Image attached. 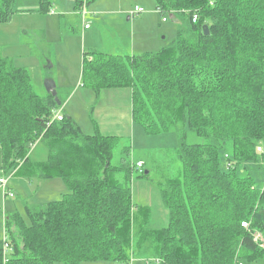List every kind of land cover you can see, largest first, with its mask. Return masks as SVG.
<instances>
[{"label":"trees","instance_id":"16d2710c","mask_svg":"<svg viewBox=\"0 0 264 264\" xmlns=\"http://www.w3.org/2000/svg\"><path fill=\"white\" fill-rule=\"evenodd\" d=\"M37 1L38 12L51 11L53 0ZM154 1L161 17H176L175 37L154 52L83 51L81 83L95 103L104 89H129L135 124L176 134L181 170L159 190L167 223L148 226L149 206L133 202L131 147L112 164L120 137L97 126L84 133L63 113L58 92L37 94L27 69L0 55V169L61 179L68 188L60 199L25 202L26 218L1 210L10 249L4 262L0 239V264L264 260L253 238H264V151L257 150L264 141V0ZM15 2L0 0V24L11 20ZM57 110L61 120H53ZM187 129L203 141L188 143ZM143 167L138 177L148 178Z\"/></svg>","mask_w":264,"mask_h":264},{"label":"rangeland","instance_id":"374dc122","mask_svg":"<svg viewBox=\"0 0 264 264\" xmlns=\"http://www.w3.org/2000/svg\"><path fill=\"white\" fill-rule=\"evenodd\" d=\"M62 0H55L53 2L51 11L48 13L38 12L37 0H16L14 3L15 13L8 23L0 24V55L7 57L11 62L18 67H24L27 69L30 75L31 84L34 91L39 95H45L47 92L46 85L44 84V75L49 72L51 77H54L57 83L64 85L66 83H72L74 81L77 72V65L80 63V57L82 51L89 52L93 39L97 38L99 41L100 50L110 54L125 55L129 53L130 47L133 46L136 49L135 54L142 53L147 49L146 47H153L146 45L142 47L139 45L146 44L147 39L151 33H147V37L143 35L142 29L139 26V19L146 17L149 14H154L155 18L152 20V26L155 28L158 26L160 31V40L158 41L162 45H166L176 35V17H169L167 22L162 21V17L157 13L155 9L154 0H136L135 2L140 4L145 12L135 18V24L137 29L134 30L130 27L128 34H130L131 40L129 42L126 39L122 28L119 26L121 22L111 23L107 21L92 23L91 30L88 35H85L84 31H81L82 19L79 14L77 19L70 17L62 19L60 14L66 13L67 8L61 4ZM64 1V0H63ZM109 2L112 7L126 9L130 5H133L134 0H95L96 5ZM66 2V1H65ZM102 2V3H101ZM68 4V3H67ZM92 4V3H91ZM69 6V5H68ZM67 6V7H68ZM88 7V6H87ZM114 10V9H112ZM100 11V10H99ZM100 12H97L99 19H104ZM106 17H108L106 15ZM140 17V18H139ZM126 18V16H124ZM86 19L88 14H86ZM143 21L149 24V18H144ZM141 22V21H140ZM90 34V35H89ZM153 38L150 35L151 39ZM142 40V41H141ZM104 49V50H102ZM150 49V48H149ZM155 51V50H150ZM53 62V67L46 70V66L50 65V61ZM80 73V72H79ZM67 87H71L68 85ZM102 92V91H101ZM72 93L60 90L58 97L63 101V105L70 99ZM79 93L73 96L71 104L76 103L75 110L73 111L70 105V110L76 113L78 118L85 120L84 126L91 133L94 130V126L97 125L98 131L106 135H116L120 137V142L116 146L112 158V164H116L121 156V151L127 147H131V158L136 160L137 158H143L145 161V170H149L148 178L138 177L140 172L136 171L133 175V179L130 183L132 199L135 204L148 205L151 211L148 226H163L167 223V210L163 206L159 190L165 187V183L168 179L179 175L181 170V161L177 157L176 146L177 136L174 132L166 134H151L147 133L141 125L134 124V129L126 131V125L110 124L109 118L106 114L99 113V103L103 100L104 95H101L96 101L93 102L95 107L90 109V105L86 103L85 97H80L79 102L86 103L84 109L78 108L77 100ZM91 98V96H89ZM101 98V100H100ZM91 100V99H90ZM110 103L106 102L102 108L109 110L113 107H120V103H117V99H111ZM62 105V106H63ZM113 111L118 112L119 108H113ZM67 113V112H66ZM67 115V114H66ZM126 113H124V117ZM93 119L96 125L91 121ZM116 119H119L117 117ZM98 120V122H97ZM87 121V122H86ZM110 121L112 119L110 118ZM106 124V128L102 126V132L100 131L99 124ZM115 123V122H114ZM99 126V127H98ZM81 128V127H80ZM82 129V128H81ZM84 133H88L84 131ZM133 134V137H131ZM186 141L190 144L200 143L203 138L195 135L187 129ZM262 151H264V141L260 144ZM42 146H38L33 155L42 154ZM247 164V163H246ZM0 167H1V152H0ZM15 173V168L11 170L0 169V177L7 178V187L13 193V197L5 196L2 189H0V212L12 211L17 209L25 218L24 204H44L47 201L60 199L68 188L63 184L60 179L53 180L48 179L45 181H39L35 178L28 179ZM60 180V181H59ZM59 182V184H57ZM258 185H262L263 182L259 181ZM43 185H51L52 191H45ZM3 220L0 213V239H3ZM57 264H65L64 262H58ZM81 264H114L110 260L106 261H84ZM131 264H154L147 261L145 257H134L131 260ZM250 264H264V260H258Z\"/></svg>","mask_w":264,"mask_h":264},{"label":"crops","instance_id":"0c3cea01","mask_svg":"<svg viewBox=\"0 0 264 264\" xmlns=\"http://www.w3.org/2000/svg\"><path fill=\"white\" fill-rule=\"evenodd\" d=\"M96 1L97 0H95V2ZM135 1L136 0H134L133 5H130L129 7H127L126 9H122L121 11H120L119 8L112 7V4H109V2H107V1H106V3H102L101 2L102 4H99V5H96L95 2L94 3L91 2L92 4L89 3L88 7H87V14H88V18H90V20H87L85 18V20L83 21L81 15L79 16V10L76 7V0H64V1L62 0L61 4L64 5V7L67 8V10H66V13L60 14L59 16H61L62 19H65V18H68V17H70L71 19H73L75 17V19H77V15L79 17H81V19H82L81 20L82 21L81 31H84L85 35H88L87 31L89 32L91 30L92 23L94 21L103 22V21H107L108 20L110 22V24L111 23H115V22L123 21V22H121V24H119V26L122 28V31L124 32V34L126 36V39L129 42V40H131L130 34H128V31H129L130 27H132L134 30H136L137 29V25L135 24L134 20L140 14L145 12V10L143 8L142 12L137 13V14H133L135 6L142 7L140 4L136 3ZM53 2H55V0H53ZM112 9H114V10H112ZM156 11H157V13H159L157 9H156ZM97 12H100L103 15H105L104 17H101V18H104V19H99L100 17H97ZM51 13H52V10H51ZM106 15L108 17H106ZM124 16H126V18H124ZM170 17H172V16H170ZM144 18H149V24L145 23V21H143ZM154 18H155L154 14H149L148 16L142 17V18L139 19L141 22L139 21L138 24H139V26L142 29V32H143V35L145 36V39L147 37V33L146 32H148V31H149L148 33H150V31H151L150 35L153 36V38L149 39L150 38V35H149V37L147 39V43L139 45V47L140 46L145 47L146 45L153 46V47H146L147 49H145V51H142V53L143 52H147V51L148 52H152L150 50L158 51L159 49H161L162 47L165 46V45H162L161 43L158 42L160 40L159 36H160L161 33L158 30V28H159L158 26H156L155 28H153V26H152V20ZM168 19H169V17H167L166 20H162V21L163 22H167ZM85 23L89 24L88 28H84V24ZM129 33H130V31H129ZM99 44L100 43L97 40V38L96 39L94 38L93 39V43L91 45V48L89 50H100ZM129 48H130L129 54H135L136 49L133 46V44H132L131 47H130V44H129ZM102 50H104V49H102ZM49 61H50V65L46 66V70H48V69L53 67V62L51 60H49ZM77 70H78V72H77L78 75L76 76V79L74 81L75 85H73L72 83H66L64 85H60L61 83H57L55 78L51 77L49 75L48 71L44 75L45 76L44 77V81H45L44 84L46 86L49 85V83H53L54 84V88L51 89L50 92H60V90H64L65 92L72 93V96L70 97V99L65 103V105L62 106L63 113L65 115L67 114V116L72 117L84 131L88 132L89 130L84 126L85 120H83L81 118H78L79 115H77L76 113H73V111L75 110L76 103H72L71 104L72 98H73L74 95H76V93H79V96H78L77 100H75L74 102L78 103V108L84 109L86 107V103H87V105L89 104L91 106V104H93V102L95 100L94 92L92 90L86 88V87H83L82 83H81L82 55L80 57V63L77 65ZM68 85H70L71 87H67ZM101 95H104L103 96L104 99L107 98L105 103L106 102L110 103L112 101L111 99H117L118 100L117 103H120L121 105H120V107H113V108H119V111L118 112L113 111V108H110L109 110H106V109L102 108L103 104H105L103 100L99 103V105H100L99 109L96 106H94L93 109L96 107L98 110H100L99 113L101 114V117H102L103 114H106L108 116V118H109L108 122L110 124L111 123L112 124H116V125H120V124L124 125L125 124L126 125V131H131L132 129H134V124L132 122V117H131V92H130V90L129 89H104L100 93V96ZM89 96H91V98H89ZM80 97H85L86 100H88V101H86V103L82 105V103L78 101V99H81ZM100 100H101V98H100ZM70 105H71V108H72L73 111L70 110ZM124 113H126L125 117H124ZM117 117H119V119H116ZM110 118L112 119L113 122L110 121ZM97 122H98V120H97ZM99 126H100V131L101 132H102V126H103V128H106V124L104 122H103V125L99 124ZM92 130H95V129H93V127H92ZM93 132H91V133L88 132L86 134H92ZM131 137H133V134H132ZM137 161H142L143 162V166H145V161H144L143 158H141V157L137 158L136 162ZM53 180H57V178H54ZM7 183H8V181H7ZM57 184H59V182H57ZM63 184H64V182H63ZM42 186L44 187L45 191H47V192H51L52 191L51 185H43L42 184ZM8 189H10V188H8ZM15 210H17V209H15ZM15 210H12V211H15ZM8 212H11V211H8Z\"/></svg>","mask_w":264,"mask_h":264},{"label":"built area","instance_id":"2783aa9c","mask_svg":"<svg viewBox=\"0 0 264 264\" xmlns=\"http://www.w3.org/2000/svg\"><path fill=\"white\" fill-rule=\"evenodd\" d=\"M88 2H89V0H80L78 10H79V14L81 15L83 21L86 18ZM142 11H143V7L135 6L133 14H137V13H140ZM166 19H167V17H162V20H166ZM195 19H196V15H194L193 21H195ZM88 27H89V24L85 23L84 28H88ZM62 118H63V116H62L61 110H57L56 112H54L53 120H61ZM257 150L262 151L261 146H257ZM142 167H143V162L137 161L136 162V169L138 171H141ZM15 170H16V168H15ZM0 189H2L4 195L6 194L9 197L13 196V193L7 188V178H5L3 176L0 177ZM242 226L246 227L247 223L242 222ZM253 238H254V241H256L259 244L260 247H264V238L259 232H254ZM2 240L4 242V244H3L4 245L3 246L4 262H6L7 259H6L5 254L10 249V247H9V243L7 242V236L5 234V231H3V239ZM239 264H242V263L239 262Z\"/></svg>","mask_w":264,"mask_h":264},{"label":"water","instance_id":"95a60500","mask_svg":"<svg viewBox=\"0 0 264 264\" xmlns=\"http://www.w3.org/2000/svg\"><path fill=\"white\" fill-rule=\"evenodd\" d=\"M204 28H205V33H207V26H204ZM46 88H47V91L50 92L51 89L54 88V84L53 83H49V85H47ZM52 93L55 94V92H52Z\"/></svg>","mask_w":264,"mask_h":264}]
</instances>
